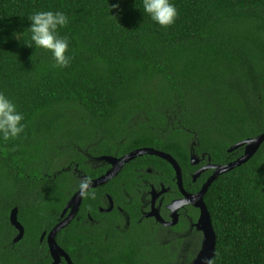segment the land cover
Segmentation results:
<instances>
[{"label":"trees","instance_id":"trees-1","mask_svg":"<svg viewBox=\"0 0 264 264\" xmlns=\"http://www.w3.org/2000/svg\"><path fill=\"white\" fill-rule=\"evenodd\" d=\"M142 2L0 0V91L26 125L19 137L0 140V264H51L40 239L79 188L75 167L90 179L107 168L88 165L86 151L102 157L153 148L187 176L192 141L197 154L222 163L231 146L264 133V0H172L178 18L167 28L143 13ZM48 10L69 16L60 30L73 56L66 68L26 44L28 16ZM134 163L175 174L155 156ZM206 201L217 236L212 264H264V144L217 179ZM15 208L26 230L18 244ZM83 208L98 214L97 199L85 196L79 216ZM81 224L58 237L75 264H141L135 250L101 256L100 243L85 245Z\"/></svg>","mask_w":264,"mask_h":264},{"label":"flooded vegetation","instance_id":"flooded-vegetation-1","mask_svg":"<svg viewBox=\"0 0 264 264\" xmlns=\"http://www.w3.org/2000/svg\"><path fill=\"white\" fill-rule=\"evenodd\" d=\"M190 148L191 169L187 171V176H184L181 169L182 188L174 168L175 174L169 179L163 170L155 166L135 167V159L126 164L118 176L104 185L90 189V192L96 195L98 214L93 215L87 208H83V215L79 216V212L72 221H82V231L89 235V241L85 245H91L92 250H97L99 249L97 245L100 243L101 248L98 253L107 257H118L123 252L135 250L134 254L141 264H161V261L165 260L169 264H191L200 253L204 238V233L200 229V220L203 216L200 207L202 203L205 204L213 223V214L206 201V195L217 179L205 195L201 197L200 194L215 173L214 167L236 161L244 154V148L239 157L236 156V151L229 152L228 149V154L222 163H214L211 157H207V153L197 154L195 141H192ZM127 154L102 157L122 158ZM192 156L197 157L198 160H192ZM84 157L86 163L96 169L107 166L102 175L90 179L91 181L104 176L112 168L107 161L101 160V157H93L87 151L84 152ZM75 171L80 182L84 178H89L79 170L78 166L75 167ZM187 194L197 197L194 201L197 205L184 202ZM62 215L58 223L69 213L64 219ZM52 230L44 232L43 235L45 233L47 235L45 238L42 235L40 239V244L47 248L51 264L54 260L50 254L48 235ZM59 234L57 242L70 256L58 241ZM86 253L87 249L84 248L81 257L84 262L88 261ZM70 258L75 264L73 258L71 256ZM60 264L69 263L61 257Z\"/></svg>","mask_w":264,"mask_h":264},{"label":"water","instance_id":"water-1","mask_svg":"<svg viewBox=\"0 0 264 264\" xmlns=\"http://www.w3.org/2000/svg\"><path fill=\"white\" fill-rule=\"evenodd\" d=\"M263 144H264V133L255 138L244 140L232 146L229 149V152H235L240 148H244L243 156L228 165L215 166L214 167L215 173L208 180L207 184L204 186L203 191L201 192L200 196L202 197L203 195H205L209 187L212 185V183L216 179H218L221 175L229 173L230 171L248 163L257 154V152L260 150ZM143 156H156L168 162L176 171L178 183L180 187L182 188V171H181V167L179 163L177 162V160L170 154L155 150L153 148H142V149H137L125 155L122 158L101 157L100 159L107 161L110 165H112V168L104 176L100 177L99 179L91 181L90 189L97 188L101 185L106 184L108 181L118 176L126 164L130 163L131 161L139 157H143ZM191 159L194 161L198 160L197 157L195 156H192ZM196 198H197L196 196L187 194L184 202L185 203L188 202L189 204L194 203V201H196ZM83 199H84V196H81L80 191L78 190L69 200L66 208L63 211L62 218L64 219V217L68 213L69 215L63 221L58 223L48 235V244H49L50 254L54 260L53 264H60L61 257L66 259L69 264H73L70 256L58 244L57 236L61 231L66 229L71 224V222L77 217V215L80 212ZM194 204L197 205V203H194ZM200 207L203 210V214H202L203 216L200 220V225H201L200 229L204 233V238H203L201 251L198 254L197 258L191 264H212L215 258V255H216V250H217V236H216V233L213 227L212 220L205 207V204L202 203ZM18 217H19V210L18 208H15L14 210H12L11 215H10L11 225L18 231V235L14 239L13 244H18L19 242H21L24 239L25 234H26L25 227L19 221ZM46 235L47 233L43 235V238H45Z\"/></svg>","mask_w":264,"mask_h":264},{"label":"clouds","instance_id":"clouds-1","mask_svg":"<svg viewBox=\"0 0 264 264\" xmlns=\"http://www.w3.org/2000/svg\"><path fill=\"white\" fill-rule=\"evenodd\" d=\"M142 11L165 28L173 25L178 18V9L172 0H143ZM28 19L31 23L28 28L29 41L26 44L35 49L50 51L55 61L54 67H68L73 59L70 40L67 36H62L60 30L69 24V16L63 11H34ZM16 38L23 39V33H17ZM24 120L25 115L19 111L16 103L0 91V140L8 141L19 137L26 128ZM90 185V178L81 180L80 195L95 199V193L90 192Z\"/></svg>","mask_w":264,"mask_h":264},{"label":"rangeland","instance_id":"rangeland-1","mask_svg":"<svg viewBox=\"0 0 264 264\" xmlns=\"http://www.w3.org/2000/svg\"><path fill=\"white\" fill-rule=\"evenodd\" d=\"M63 163H65V162H63Z\"/></svg>","mask_w":264,"mask_h":264}]
</instances>
